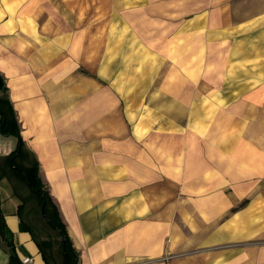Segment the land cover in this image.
<instances>
[{
    "label": "rangeland",
    "instance_id": "rangeland-1",
    "mask_svg": "<svg viewBox=\"0 0 264 264\" xmlns=\"http://www.w3.org/2000/svg\"><path fill=\"white\" fill-rule=\"evenodd\" d=\"M182 1L190 6L180 9L176 0H34L23 31L32 40L48 31L49 45L62 50L59 62L74 64L75 86L83 91L82 82L89 81V92L77 96L89 95L92 104L95 98L98 139L129 142L123 151L138 168L114 169L112 190L118 197L129 194L128 213L115 199L108 209L129 225L135 195L147 199L160 187L162 210H176L177 239L195 247L228 218L217 215L218 201L232 199L233 188L252 195L264 187V10L248 8L247 0H204L203 8ZM222 5L237 24L219 23ZM18 160L31 162V155L23 152ZM218 165L226 173L223 196L221 185L205 183L194 191L192 183L207 182ZM126 174L128 191L120 193L116 180ZM200 205L203 214L197 215L194 206ZM31 215V225L55 236L40 204Z\"/></svg>",
    "mask_w": 264,
    "mask_h": 264
},
{
    "label": "crops",
    "instance_id": "crops-1",
    "mask_svg": "<svg viewBox=\"0 0 264 264\" xmlns=\"http://www.w3.org/2000/svg\"><path fill=\"white\" fill-rule=\"evenodd\" d=\"M33 1L0 0V74L5 78L7 96L16 111L24 139L15 163L28 166L39 161L44 186L79 254L78 264L264 263V241L252 240L264 238V187L252 195L251 192L241 194L233 188L232 199L218 201L217 209L221 212L217 215L228 218L219 223L214 232L205 234L202 243L195 247L184 239H177L176 221L171 219L176 210L172 207L162 210L160 187L158 193L148 195L151 205H145L147 199L143 195H135V202L131 204L135 219L129 225L127 220L122 224L118 211L113 213L108 209L107 205H112L115 199L123 215H127L130 198L128 193L123 195L122 192L128 191V176L116 180L122 195L114 196L113 171L122 169L123 172L124 168L127 172L129 168H138V164L130 163L128 152L123 151L124 144L129 147L127 139H121L120 145H114L112 138L98 139L95 98L92 104L88 95L91 109L88 120L80 116L65 117V87H68L69 96L81 89L71 78L73 62L65 64L63 58L59 62L62 50H54L53 43L49 45L48 31L46 37L27 39L23 26L32 19ZM176 1L180 9L190 6L185 1ZM247 1L248 8L258 9L256 12L264 10V1L258 4L254 0ZM196 3H202L196 8L206 6L204 0H196ZM217 10L219 16L223 15L219 23L237 24L227 16L225 6ZM45 28L48 30L47 26ZM65 69H68L66 73ZM87 83L89 85L87 80L82 82L85 89ZM78 99L76 103L80 104L86 97ZM14 137L0 128V210L4 222V232L0 228V264L10 261L11 248L6 242L10 232L20 264H66L61 229L49 224L50 218L42 213L43 207L41 214L54 228L55 236L44 235L35 224L29 223L33 220L31 213L35 203L39 201L18 175V166L8 163V156L18 147V138ZM23 152L31 155V162L18 160ZM159 160L160 151L156 163L152 159L153 166L159 165ZM238 173V170L231 173L233 184ZM225 176L223 167H212L207 182L202 177L199 182L192 183L194 191L205 183L221 185L223 196ZM202 202H209V199L202 198ZM194 208L199 211L197 215L203 214L202 205ZM26 256L31 257L29 263H24Z\"/></svg>",
    "mask_w": 264,
    "mask_h": 264
},
{
    "label": "trees",
    "instance_id": "trees-1",
    "mask_svg": "<svg viewBox=\"0 0 264 264\" xmlns=\"http://www.w3.org/2000/svg\"><path fill=\"white\" fill-rule=\"evenodd\" d=\"M7 90L8 88L6 86L5 78L0 74V91L3 92V94H0V128L3 133L14 135L18 138V147L8 156V163L10 165L18 166V175L29 185L34 195L38 198L40 207L44 206L45 213L50 218L49 224H51L53 227H58L61 229V234L63 235L62 245L67 260L66 264H78L79 254L73 247L71 238L66 229V225L60 217V212L57 206L52 201L49 190L44 186V183L40 176L39 161L35 160L28 166H23L22 164L15 163L16 156L22 151L24 139L21 135V126L16 111L11 103V100L7 96ZM57 219L58 222H56ZM3 223V214L0 210V228H2V232H4ZM11 235L12 233L10 232V235L6 237V242L10 245L11 248V256L8 264H20L18 261V256L15 253L12 240L10 238ZM45 242L46 241H43L42 243Z\"/></svg>",
    "mask_w": 264,
    "mask_h": 264
},
{
    "label": "bare ground",
    "instance_id": "bare-ground-1",
    "mask_svg": "<svg viewBox=\"0 0 264 264\" xmlns=\"http://www.w3.org/2000/svg\"><path fill=\"white\" fill-rule=\"evenodd\" d=\"M68 69H65L64 73H66ZM71 85V84H69ZM73 87H74V84H72ZM88 85V83H87ZM76 89V88H75ZM85 93H88L87 89H84L83 90ZM82 90H80L78 93H80V95H82L83 93ZM74 94H71L70 96L68 95V87L66 86L65 87V117L68 118L69 115H71L73 118H78L79 116L83 117V120H88L89 117H90V105H89V102H90V99L89 97L86 95V99L84 100V102L82 103H76V99L77 98H81V97H78L80 95L77 96Z\"/></svg>",
    "mask_w": 264,
    "mask_h": 264
},
{
    "label": "built area",
    "instance_id": "built-area-1",
    "mask_svg": "<svg viewBox=\"0 0 264 264\" xmlns=\"http://www.w3.org/2000/svg\"><path fill=\"white\" fill-rule=\"evenodd\" d=\"M30 261H31V257L26 256V257L24 258V263H29ZM262 264H264V263H262Z\"/></svg>",
    "mask_w": 264,
    "mask_h": 264
},
{
    "label": "water",
    "instance_id": "water-1",
    "mask_svg": "<svg viewBox=\"0 0 264 264\" xmlns=\"http://www.w3.org/2000/svg\"><path fill=\"white\" fill-rule=\"evenodd\" d=\"M42 213L45 214L44 206L42 208ZM47 218H48V216H47Z\"/></svg>",
    "mask_w": 264,
    "mask_h": 264
}]
</instances>
